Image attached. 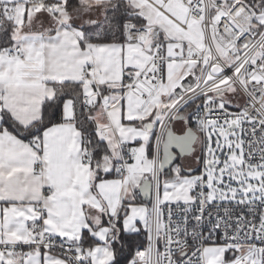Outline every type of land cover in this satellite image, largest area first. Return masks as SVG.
<instances>
[{"label": "snow or ice", "instance_id": "obj_1", "mask_svg": "<svg viewBox=\"0 0 264 264\" xmlns=\"http://www.w3.org/2000/svg\"><path fill=\"white\" fill-rule=\"evenodd\" d=\"M0 264H264V0H0Z\"/></svg>", "mask_w": 264, "mask_h": 264}]
</instances>
